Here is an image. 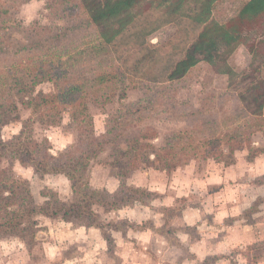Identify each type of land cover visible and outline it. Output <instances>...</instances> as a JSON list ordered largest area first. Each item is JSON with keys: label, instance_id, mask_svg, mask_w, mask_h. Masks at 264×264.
<instances>
[{"label": "rangeland", "instance_id": "1", "mask_svg": "<svg viewBox=\"0 0 264 264\" xmlns=\"http://www.w3.org/2000/svg\"><path fill=\"white\" fill-rule=\"evenodd\" d=\"M247 1L218 0L213 19L228 23ZM163 2L143 3L137 20L102 51L82 0H0L8 12L0 19L6 42L43 43L47 49L37 55L73 64L67 71L74 78L106 75L102 85H89L83 95L88 117L75 120L71 107L56 106L49 115L42 112L44 118L20 106V118L3 129L4 141L27 125V138L44 142L61 164L87 151L95 138L109 141L84 177L99 194L88 193L91 208H76L64 175L37 174L32 156H24V164L10 155L0 160V172L12 171L25 199L11 206L20 216L0 225V264H264V155L249 162L245 146L226 166L193 152L174 170L145 163L130 172V160L122 157L137 141L153 145L145 156L154 161L153 153L180 133L196 132L197 141L206 133L225 134L248 119L241 97L257 87L250 81L264 80L263 17L245 28L228 60L234 77L219 73L223 63L202 62L184 79L167 81L203 28L185 17L193 5L171 15L166 6L158 8ZM37 91L50 93L54 87L44 84ZM252 142L264 149V134H255ZM222 149L228 153L224 143ZM8 195L4 190L0 199ZM209 237L219 242L221 255L198 259L200 246L208 248L200 241Z\"/></svg>", "mask_w": 264, "mask_h": 264}, {"label": "trees", "instance_id": "2", "mask_svg": "<svg viewBox=\"0 0 264 264\" xmlns=\"http://www.w3.org/2000/svg\"><path fill=\"white\" fill-rule=\"evenodd\" d=\"M147 1L153 5V0H82L90 23L99 32L103 45L102 51L103 49L109 51V46L114 44L123 32L137 20L138 13L136 12ZM217 1L164 0L158 6V8L166 6V13L177 15L186 6L193 5L185 17L203 28L195 42L188 47L184 56L173 65L166 78L167 81L176 82L184 79L202 62L211 66L223 63L224 69L219 73L230 77L235 76L236 73L228 64V60L242 44L245 28L264 17V0H248L240 8L238 14L226 24H221L213 19ZM3 14H8V12L0 5V19ZM34 42L38 41L24 43L13 40L9 43L0 36V160L10 155L24 164L26 162L23 159L24 156H32L34 158L32 167L37 174L64 175L72 183L77 200L76 208H91L94 202L89 198L88 193L93 196L99 194L94 193L90 185L87 186L83 181L91 163L108 146L107 139L95 138L87 151L76 159L61 164L50 154L51 148L43 145L44 142L37 145L31 136L27 138L25 135L27 125L23 132L15 136L12 141L6 142L2 137L3 129L13 120L20 118V106L31 110L32 114L41 113L44 118H48L47 116L56 106L71 107V115L75 120L88 117L89 108L86 103L82 102L83 95L87 92L89 85L91 88H95V86L104 83L106 75H98L91 80H81L70 76L67 68L70 69L74 65L68 66L69 62L63 61L62 58L54 57L44 61L37 54L46 51V45L43 43L35 45ZM250 83H255L257 87L253 90L249 89L250 94L241 97L245 105L243 111L248 115L247 120L234 124L231 130L225 134L214 132L207 135L208 133H206L200 141H197L194 136L196 132L175 135L173 138H169L165 146L158 152L153 153L154 161L145 156L149 149H153V145L140 143V141L134 142L122 154V157L130 160L133 169H128L129 172L145 163H152L155 170L158 171L174 170L179 165H185L186 158L193 152L194 155L201 154L204 159L212 158L218 163L230 166L229 157L245 146L249 147L248 161L253 162L264 153L263 148L255 147L252 142L255 134L260 132L264 134V80L254 78ZM44 84H51L54 91L50 93L38 92V88ZM125 97V94L120 96L123 100ZM42 112H47L48 115ZM223 143L228 147V153L222 149ZM25 158H28V161L30 159V157ZM82 169L85 170L84 175ZM11 178V170L0 172V197L4 190L9 191L7 198L0 199V225L2 226L11 225L13 220L20 216L18 212L11 211V206L25 202V199L20 198V187L15 185L16 181ZM134 191L138 190L134 189ZM61 209L63 211L62 207ZM13 226L19 227L18 223Z\"/></svg>", "mask_w": 264, "mask_h": 264}, {"label": "crops", "instance_id": "3", "mask_svg": "<svg viewBox=\"0 0 264 264\" xmlns=\"http://www.w3.org/2000/svg\"><path fill=\"white\" fill-rule=\"evenodd\" d=\"M261 155H264V153L261 154ZM255 160L253 162H255ZM234 216H237V215H234ZM215 222H216V224H221L222 223L221 222V218H219L217 216L216 219H215ZM214 238L215 237H209L206 240L205 239H201L200 243L202 244L203 242H206L208 248L200 246L199 250H202V252L200 254H198V256H197L198 259H203V257H205L206 259L207 258H211V257H214V258L215 257H220V255H221V251L219 250L220 244H219L218 241L214 240ZM160 253H162V252L160 251ZM201 256H203V257H201ZM161 264H163V263L161 262ZM182 264H193V262L185 261Z\"/></svg>", "mask_w": 264, "mask_h": 264}]
</instances>
